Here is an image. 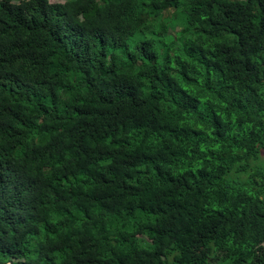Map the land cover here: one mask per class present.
Wrapping results in <instances>:
<instances>
[{"label": "trees", "instance_id": "trees-1", "mask_svg": "<svg viewBox=\"0 0 264 264\" xmlns=\"http://www.w3.org/2000/svg\"><path fill=\"white\" fill-rule=\"evenodd\" d=\"M263 153L264 0H0V264H264Z\"/></svg>", "mask_w": 264, "mask_h": 264}, {"label": "rangeland", "instance_id": "rangeland-1", "mask_svg": "<svg viewBox=\"0 0 264 264\" xmlns=\"http://www.w3.org/2000/svg\"><path fill=\"white\" fill-rule=\"evenodd\" d=\"M53 1H61V0H53ZM62 1H64V0H62ZM171 27H172L174 30H179V29H180V27L177 26L176 24H172ZM263 160H264V153H263Z\"/></svg>", "mask_w": 264, "mask_h": 264}]
</instances>
